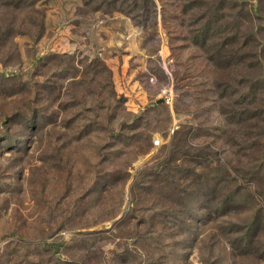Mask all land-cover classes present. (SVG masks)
Returning a JSON list of instances; mask_svg holds the SVG:
<instances>
[{"label":"rangeland","instance_id":"rangeland-1","mask_svg":"<svg viewBox=\"0 0 264 264\" xmlns=\"http://www.w3.org/2000/svg\"><path fill=\"white\" fill-rule=\"evenodd\" d=\"M0 264H264V0H0Z\"/></svg>","mask_w":264,"mask_h":264},{"label":"built area","instance_id":"built-area-1","mask_svg":"<svg viewBox=\"0 0 264 264\" xmlns=\"http://www.w3.org/2000/svg\"><path fill=\"white\" fill-rule=\"evenodd\" d=\"M152 142H153V145H157L159 143V139L155 138V139L152 140Z\"/></svg>","mask_w":264,"mask_h":264}]
</instances>
